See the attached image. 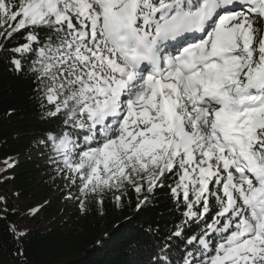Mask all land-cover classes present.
Listing matches in <instances>:
<instances>
[{
	"label": "snow or ice",
	"instance_id": "6c2138e0",
	"mask_svg": "<svg viewBox=\"0 0 264 264\" xmlns=\"http://www.w3.org/2000/svg\"><path fill=\"white\" fill-rule=\"evenodd\" d=\"M0 59L31 75L82 212L168 190L144 264H264V0H0Z\"/></svg>",
	"mask_w": 264,
	"mask_h": 264
},
{
	"label": "trees",
	"instance_id": "16d2710c",
	"mask_svg": "<svg viewBox=\"0 0 264 264\" xmlns=\"http://www.w3.org/2000/svg\"><path fill=\"white\" fill-rule=\"evenodd\" d=\"M17 40L22 38L17 35ZM10 67L0 59V162L10 157L14 162L0 172V177L4 175L0 178V264H21L14 255L17 244L10 232L11 226L17 228L22 221L8 196L12 192L27 202L25 208L38 210L31 216L34 226L25 230L27 264H144V251L131 245L139 242L146 249L155 244L144 229L159 223L163 232L165 224L177 219L168 190L157 188L153 203L140 212L132 191L128 193L130 203L125 197L123 208H117L109 197L102 206L92 200L86 202V211L69 212L63 220L51 205L36 208L33 191L39 187L41 160H29L27 154L39 146L35 141L54 126V121L44 117L32 98L35 85L31 75L25 74L26 68L16 74Z\"/></svg>",
	"mask_w": 264,
	"mask_h": 264
},
{
	"label": "rangeland",
	"instance_id": "374dc122",
	"mask_svg": "<svg viewBox=\"0 0 264 264\" xmlns=\"http://www.w3.org/2000/svg\"><path fill=\"white\" fill-rule=\"evenodd\" d=\"M48 155V150L42 145L32 148L27 154L29 160H41V164L38 168L40 169L39 187L33 191V203L36 208H40L45 204L57 208L60 218L63 220L69 212L80 210L79 203L76 199L67 198L69 195H72L73 197L79 196V190L75 187L70 189L67 187L68 182L60 176H57L55 172L56 165L48 161ZM9 162L14 164L13 161ZM6 169H8V167H6L5 163L0 162V172ZM3 176L4 175L1 177ZM8 196L11 198L10 200L12 201L15 210L20 213L18 217L22 219L16 229L20 231L31 229L35 224V221L31 219V216L35 217L36 214H30V211L32 210L31 207L25 208L27 202L20 199L17 194L12 192L8 193ZM108 197L112 198V195L106 194L104 198ZM92 200L95 199L89 196L88 201ZM2 206L3 209L4 207L6 209L4 202H2ZM42 224L44 223L42 222Z\"/></svg>",
	"mask_w": 264,
	"mask_h": 264
}]
</instances>
